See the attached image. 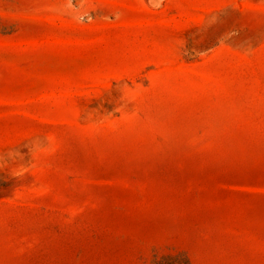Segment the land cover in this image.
<instances>
[{
    "label": "rangeland",
    "instance_id": "obj_1",
    "mask_svg": "<svg viewBox=\"0 0 264 264\" xmlns=\"http://www.w3.org/2000/svg\"><path fill=\"white\" fill-rule=\"evenodd\" d=\"M185 257L264 264V0H0V264Z\"/></svg>",
    "mask_w": 264,
    "mask_h": 264
},
{
    "label": "trees",
    "instance_id": "obj_2",
    "mask_svg": "<svg viewBox=\"0 0 264 264\" xmlns=\"http://www.w3.org/2000/svg\"><path fill=\"white\" fill-rule=\"evenodd\" d=\"M185 264H189V261L187 260L186 257H185Z\"/></svg>",
    "mask_w": 264,
    "mask_h": 264
},
{
    "label": "bare ground",
    "instance_id": "obj_3",
    "mask_svg": "<svg viewBox=\"0 0 264 264\" xmlns=\"http://www.w3.org/2000/svg\"><path fill=\"white\" fill-rule=\"evenodd\" d=\"M146 2H147V0H146ZM161 2V1H160Z\"/></svg>",
    "mask_w": 264,
    "mask_h": 264
}]
</instances>
